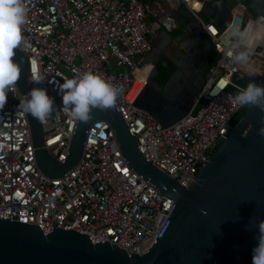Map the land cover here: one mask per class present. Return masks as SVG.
<instances>
[{"label":"built area","instance_id":"built-area-1","mask_svg":"<svg viewBox=\"0 0 264 264\" xmlns=\"http://www.w3.org/2000/svg\"><path fill=\"white\" fill-rule=\"evenodd\" d=\"M153 1L183 6L216 52L189 109L169 125L134 104L154 67L148 59L151 43L143 0H24L26 23L17 50L26 57L27 93L42 87L54 99L52 117L39 124L42 146L56 161L65 159L76 124L58 89L65 79L90 71L116 87V109L142 157L187 187L241 110L228 94L210 93L221 80L225 82L221 92L235 88L232 75L261 78L264 17L248 16L246 6L235 3L227 24L219 28L193 11L191 5L197 0ZM162 14L168 17V11ZM233 29L245 34L238 50L250 52L246 65L233 64L226 55L230 45L238 43L231 35ZM33 62L44 78L40 84L31 80ZM137 70L141 87L128 98ZM7 96L0 110V219L36 225L43 234L51 227L73 229L91 244L107 241L127 255L146 250L172 200L129 168L108 122L93 120L78 161L60 176L48 177L36 166L27 116L17 110L18 90Z\"/></svg>","mask_w":264,"mask_h":264},{"label":"water","instance_id":"water-1","mask_svg":"<svg viewBox=\"0 0 264 264\" xmlns=\"http://www.w3.org/2000/svg\"><path fill=\"white\" fill-rule=\"evenodd\" d=\"M222 1L202 3L198 17L223 28L230 10L221 8ZM244 5L253 14L264 17V0H248ZM161 18L167 25L160 18L155 22L163 32L177 28L190 36L193 46L200 48L198 56L185 49L188 61L184 66L158 50L156 58L148 57L154 63L163 55L175 69L158 85L152 80L156 73L153 67L134 104L153 114L163 125H169L187 112L202 83L210 42L206 43L194 17L177 2L170 4L168 17L162 14ZM14 52L13 60L21 68L17 90L22 98L27 94V62L23 52L17 49ZM231 80L236 87L220 91L217 97L226 93L234 99L250 82L264 85V71L261 78L232 75ZM241 110L226 138L187 187L178 185L142 157L116 108L93 109L90 122L76 121L66 157L61 162L42 146L39 121L31 114L26 115L35 163L44 175L56 177L70 169L80 157L88 125L95 119H103L110 125L129 168L170 197L172 204L151 245L139 254L130 255L107 241L91 244L85 234L73 229L51 227V231L43 234L36 225L0 219V264H252L259 224L264 221V135L259 133L264 127V112L254 106H241Z\"/></svg>","mask_w":264,"mask_h":264},{"label":"clouds","instance_id":"clouds-1","mask_svg":"<svg viewBox=\"0 0 264 264\" xmlns=\"http://www.w3.org/2000/svg\"><path fill=\"white\" fill-rule=\"evenodd\" d=\"M26 23V6L24 0H0V110L6 103L9 92L14 93L17 82L21 77V68L14 62V50L18 49L22 41L21 28ZM233 40L226 52L233 64L246 65L249 63L250 52L238 50L245 34L238 29L231 32ZM35 62L31 66V80L35 84L43 82ZM223 80L210 93L218 95L224 88ZM62 104L71 118L77 122L88 123L92 120V110L106 111L117 106L118 92L115 86L93 72L80 73L74 78L65 79L58 89ZM234 101L240 106L258 107L264 112V85L254 82L247 84ZM17 110L43 123L54 113V99L42 87H33L22 96ZM264 135V127L259 129ZM258 245L253 250L252 264H264V221L259 224Z\"/></svg>","mask_w":264,"mask_h":264},{"label":"flooded vegetation","instance_id":"flooded-vegetation-1","mask_svg":"<svg viewBox=\"0 0 264 264\" xmlns=\"http://www.w3.org/2000/svg\"><path fill=\"white\" fill-rule=\"evenodd\" d=\"M235 3H241V2L239 0H223L221 3V8L223 10H226V9L230 10L231 8H229V7ZM243 4H245V3H243ZM161 17H162V14L159 15L158 18H156V19L160 18L161 23L167 25L165 23L164 19H162ZM156 19L154 21H151L148 23V28H149L148 37H149V40L151 43V52L149 54V57L151 56L153 58H156V56H155L156 46H157V44H160L159 46H162V48H163V43L166 41V37L169 40V42L167 44H169L170 41H172L175 43V46L177 47V52L175 54H173L172 57H169V56H167V57L179 60L181 65H183V66L186 65L187 61H188V60H186V54L184 52L186 48H189L191 53L194 54V56L199 55V49L200 48L198 49L197 46H193L192 43H188L186 41L188 39L187 34L182 33L181 31H179L178 33L175 34V31L178 30L177 28H173L170 31L163 32V28L161 26H158V24L155 22ZM203 39H205L206 43L208 42V39L205 36L203 37ZM165 46H166V44H164V47ZM202 46H203L202 48H204L205 45L202 44ZM161 53H163V52L161 51ZM209 53H210V48L208 51V56H209ZM161 56H163V55H160L157 58L156 62L160 59ZM163 57H165V56H163ZM209 61H211V60H209V58H208V65L210 63ZM156 62H154L153 64H155ZM208 65L206 66V70H207ZM206 70H205V73H206ZM205 73H203V75H202V79H201L202 81L205 77Z\"/></svg>","mask_w":264,"mask_h":264},{"label":"trees","instance_id":"trees-1","mask_svg":"<svg viewBox=\"0 0 264 264\" xmlns=\"http://www.w3.org/2000/svg\"><path fill=\"white\" fill-rule=\"evenodd\" d=\"M241 3H246L247 0H239ZM179 31L176 30L175 34ZM216 52L212 49L210 46V53H209V60H212L213 57H215ZM154 68L156 70V73L152 76V80L158 84L162 85L168 78V76L173 72L175 69V66L165 57L161 56L160 59L154 64ZM242 113V110L238 112V114L235 117V121L240 117Z\"/></svg>","mask_w":264,"mask_h":264},{"label":"crops","instance_id":"crops-1","mask_svg":"<svg viewBox=\"0 0 264 264\" xmlns=\"http://www.w3.org/2000/svg\"><path fill=\"white\" fill-rule=\"evenodd\" d=\"M146 5V17H150V21H154L156 18H158L159 15H161L164 11H168L169 6L171 4V1H165L161 3H155L153 0H143ZM204 34V33H203ZM205 36V35H204ZM188 39L186 40L188 43H193L190 40V36L187 34ZM169 42L168 38L166 37V41L163 43L167 45ZM172 41H170L171 43ZM174 43V42H173ZM175 44V43H174ZM164 53V52H163ZM165 54V53H164ZM166 55V54H165ZM167 56V55H166ZM170 57V56H169Z\"/></svg>","mask_w":264,"mask_h":264},{"label":"rangeland","instance_id":"rangeland-1","mask_svg":"<svg viewBox=\"0 0 264 264\" xmlns=\"http://www.w3.org/2000/svg\"><path fill=\"white\" fill-rule=\"evenodd\" d=\"M200 4H201L200 1L197 0L196 3H193V5H191V8L193 9L194 12H196V13L199 12ZM246 15L253 16V13L250 10L246 9ZM145 21L148 24L150 21V17H146ZM159 45L160 44H157L156 50H158L160 52L161 51L164 52L167 56L172 57L173 54H175L177 52V47L175 46V44L173 42L167 44L165 47L163 45V48H162V46H159Z\"/></svg>","mask_w":264,"mask_h":264},{"label":"bare ground","instance_id":"bare-ground-1","mask_svg":"<svg viewBox=\"0 0 264 264\" xmlns=\"http://www.w3.org/2000/svg\"><path fill=\"white\" fill-rule=\"evenodd\" d=\"M138 71L140 70H137L136 72V78L132 83L131 89L128 93V98H132L141 87L142 75H139Z\"/></svg>","mask_w":264,"mask_h":264}]
</instances>
